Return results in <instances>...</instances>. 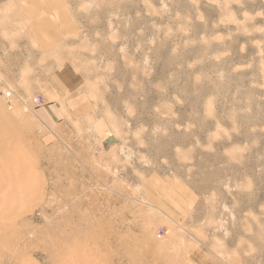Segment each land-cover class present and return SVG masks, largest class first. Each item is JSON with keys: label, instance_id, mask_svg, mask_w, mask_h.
Segmentation results:
<instances>
[{"label": "rangeland", "instance_id": "obj_1", "mask_svg": "<svg viewBox=\"0 0 264 264\" xmlns=\"http://www.w3.org/2000/svg\"><path fill=\"white\" fill-rule=\"evenodd\" d=\"M64 1L0 0V264H264V0Z\"/></svg>", "mask_w": 264, "mask_h": 264}, {"label": "crops", "instance_id": "obj_2", "mask_svg": "<svg viewBox=\"0 0 264 264\" xmlns=\"http://www.w3.org/2000/svg\"><path fill=\"white\" fill-rule=\"evenodd\" d=\"M64 2V0H20L21 13L28 22L37 25L44 21L47 15L60 12ZM48 81L55 93L71 94L83 84L84 79L70 66L53 72ZM194 261L196 264L203 262L198 257L194 258Z\"/></svg>", "mask_w": 264, "mask_h": 264}, {"label": "built area", "instance_id": "obj_3", "mask_svg": "<svg viewBox=\"0 0 264 264\" xmlns=\"http://www.w3.org/2000/svg\"><path fill=\"white\" fill-rule=\"evenodd\" d=\"M33 104H34L35 107L40 106V105H41V101H40V99H38V98L34 99V100H33Z\"/></svg>", "mask_w": 264, "mask_h": 264}]
</instances>
